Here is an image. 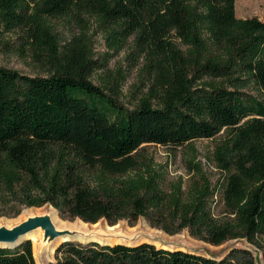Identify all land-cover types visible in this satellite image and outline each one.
Returning a JSON list of instances; mask_svg holds the SVG:
<instances>
[{
  "label": "trees",
  "instance_id": "trees-1",
  "mask_svg": "<svg viewBox=\"0 0 264 264\" xmlns=\"http://www.w3.org/2000/svg\"><path fill=\"white\" fill-rule=\"evenodd\" d=\"M57 20L81 33L62 41ZM90 23L109 48L131 42L145 62L151 85L132 109L89 80ZM12 42L49 74L0 65V204H49L63 219L111 226L144 217L212 245L262 247L264 20L237 17L235 0H0V47ZM220 132L213 183L191 142ZM147 145L185 148L188 178L169 181ZM31 245L0 247V264H36ZM54 257L48 264H254L243 247L215 258L148 242L68 240Z\"/></svg>",
  "mask_w": 264,
  "mask_h": 264
},
{
  "label": "rangeland",
  "instance_id": "rangeland-1",
  "mask_svg": "<svg viewBox=\"0 0 264 264\" xmlns=\"http://www.w3.org/2000/svg\"><path fill=\"white\" fill-rule=\"evenodd\" d=\"M235 14L240 18L256 16L264 20V0H235ZM65 23L63 20L55 21L57 33L62 41L69 39L72 35L76 36L81 33L77 27L67 26ZM85 36L87 43L93 49V63L91 64L93 70L89 80L93 85L99 87L114 104L124 110L132 109L137 104L138 99L146 95L152 81L149 72L145 68L144 60L136 56L133 58L130 55L131 42L117 51L109 48L105 42V34L98 30L96 26H92L91 23L89 29L85 30ZM6 37L10 39L15 36L11 34V36ZM18 46L19 42H12L11 48L0 47L1 66L27 76H46L49 74L42 58L37 60L28 49L22 52L19 51ZM221 135L222 132L211 139H196L191 142L197 150V159L201 162L204 171L213 183L222 175L220 169L216 167L217 162L213 157L215 142L218 141ZM144 151L149 157L153 158L157 165L166 169V177L169 181L175 180L179 176L184 180L188 178L187 151L185 148L175 149L160 145H147L144 147ZM51 209L56 212L57 217L51 222L57 231L68 230L63 226L66 223L82 221L79 218L72 220L61 218L57 210L49 204L39 207L4 206L0 204V227H6L8 222L18 218L20 221H24L30 217L47 216ZM11 225L13 227L15 224L9 226ZM114 225L116 226L113 229H109L108 226L111 225L106 220L101 219L95 227H92L90 223L87 228L102 233L101 237L106 239L116 237L120 239V243L124 244L148 242L156 247L194 251L215 258L224 255L232 247H243L249 252L254 264H264V243H262L261 248H257L245 239H233L220 245H212L191 236L187 229H182L174 234L166 233L157 227L151 226L144 217H139L133 225H130L124 219L119 220ZM75 234L76 232L73 235ZM71 241L84 243L92 240ZM30 242L32 243L31 240ZM31 248H33V243ZM55 249L51 255L41 258V264H48L55 260Z\"/></svg>",
  "mask_w": 264,
  "mask_h": 264
},
{
  "label": "bare ground",
  "instance_id": "bare-ground-1",
  "mask_svg": "<svg viewBox=\"0 0 264 264\" xmlns=\"http://www.w3.org/2000/svg\"><path fill=\"white\" fill-rule=\"evenodd\" d=\"M50 220L56 219V212L55 210L51 209L50 213L47 215ZM15 222V223H14ZM22 221L20 219H16L12 222H8L6 227L11 228L9 226L10 224H19ZM64 222V221H62ZM68 222V221H67ZM98 223V222H97ZM91 224L92 227H95L97 225ZM90 223H85L83 221H74L73 223H66L63 226H65L66 229L70 230L71 232H76L75 235H59L51 240H46L44 239V233L43 229L41 227H37L22 236H20L15 242L13 243H6V242H0V247H7V248H12L15 244L18 242L24 240V239H29L33 243V255L35 258V263L36 264H41V258L46 256V255H51L57 244L62 242L63 240H79V241H87V240H96L99 243H108V244H113L120 242V239L114 237L112 239H106L101 237L102 233L96 232L92 230H88L87 226ZM14 225V226H15ZM116 225L114 226H108L109 229H113ZM89 243V242H88Z\"/></svg>",
  "mask_w": 264,
  "mask_h": 264
},
{
  "label": "water",
  "instance_id": "water-1",
  "mask_svg": "<svg viewBox=\"0 0 264 264\" xmlns=\"http://www.w3.org/2000/svg\"><path fill=\"white\" fill-rule=\"evenodd\" d=\"M37 227H41L43 229V233H44L43 238L46 240H51L59 235H73L75 233V232H71L70 230L57 231L54 228L48 216H37V217L27 218L26 220L22 221L21 223L11 228H7L5 226L0 227V242L13 243L20 236ZM65 241L68 240H63L62 242ZM92 241L97 242L96 240H92ZM20 243L21 241L15 244L13 247L19 245Z\"/></svg>",
  "mask_w": 264,
  "mask_h": 264
}]
</instances>
